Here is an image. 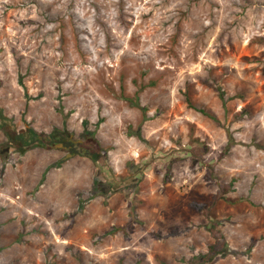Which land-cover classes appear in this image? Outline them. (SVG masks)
Segmentation results:
<instances>
[{"label": "rangeland", "instance_id": "rangeland-1", "mask_svg": "<svg viewBox=\"0 0 264 264\" xmlns=\"http://www.w3.org/2000/svg\"><path fill=\"white\" fill-rule=\"evenodd\" d=\"M0 107V264H264V0H0Z\"/></svg>", "mask_w": 264, "mask_h": 264}, {"label": "trees", "instance_id": "trees-1", "mask_svg": "<svg viewBox=\"0 0 264 264\" xmlns=\"http://www.w3.org/2000/svg\"><path fill=\"white\" fill-rule=\"evenodd\" d=\"M184 95L186 102L190 107L195 108L203 115L217 121V118L214 114H212L205 108L197 106L195 102H193L189 92L186 91ZM218 96L222 102V105L226 107L228 98L225 96V92L219 89ZM8 119L9 118L4 114L3 109L0 107V128L9 131L6 124ZM16 139L21 145L34 144L35 142L44 144L39 134L32 129H29L25 134L16 135ZM57 140L58 139H56V141ZM77 147L78 148H76V153L89 157L94 163L104 164L107 162L108 155L105 153L104 150L96 148L94 144H89L86 141L83 142V144L82 143L78 144ZM222 198H223V194H217L215 196L214 203L218 202ZM210 233L214 241L211 244H209L208 251L203 257L204 259L212 260L216 256L222 255L228 251V243L224 233L220 229H218L214 224L210 228Z\"/></svg>", "mask_w": 264, "mask_h": 264}, {"label": "flooded vegetation", "instance_id": "flooded-vegetation-1", "mask_svg": "<svg viewBox=\"0 0 264 264\" xmlns=\"http://www.w3.org/2000/svg\"><path fill=\"white\" fill-rule=\"evenodd\" d=\"M53 135H49V136H45L42 137L40 136V138L42 139L44 144H48V146H55L57 143L61 144L60 148L62 150H71V149H75L77 147L78 144H80L82 141L81 140H74L71 136H62L60 138H58L57 141H55L56 139L54 138ZM54 139V140H53ZM11 147H8L7 150H10Z\"/></svg>", "mask_w": 264, "mask_h": 264}, {"label": "water", "instance_id": "water-1", "mask_svg": "<svg viewBox=\"0 0 264 264\" xmlns=\"http://www.w3.org/2000/svg\"><path fill=\"white\" fill-rule=\"evenodd\" d=\"M59 145H61V144H59Z\"/></svg>", "mask_w": 264, "mask_h": 264}]
</instances>
